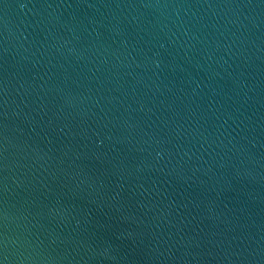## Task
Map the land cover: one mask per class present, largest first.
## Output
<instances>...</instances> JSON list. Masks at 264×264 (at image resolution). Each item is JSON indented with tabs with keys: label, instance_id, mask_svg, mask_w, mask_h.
<instances>
[{
	"label": "water",
	"instance_id": "1",
	"mask_svg": "<svg viewBox=\"0 0 264 264\" xmlns=\"http://www.w3.org/2000/svg\"><path fill=\"white\" fill-rule=\"evenodd\" d=\"M3 264H264V0H0Z\"/></svg>",
	"mask_w": 264,
	"mask_h": 264
},
{
	"label": "snow or ice",
	"instance_id": "2",
	"mask_svg": "<svg viewBox=\"0 0 264 264\" xmlns=\"http://www.w3.org/2000/svg\"><path fill=\"white\" fill-rule=\"evenodd\" d=\"M0 264H3V262H2V261H0Z\"/></svg>",
	"mask_w": 264,
	"mask_h": 264
}]
</instances>
